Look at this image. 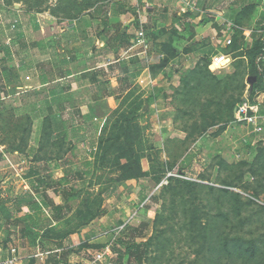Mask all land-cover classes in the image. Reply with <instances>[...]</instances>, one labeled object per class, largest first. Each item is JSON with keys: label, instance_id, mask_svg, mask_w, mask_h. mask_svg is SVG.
I'll return each mask as SVG.
<instances>
[{"label": "rangeland", "instance_id": "rangeland-1", "mask_svg": "<svg viewBox=\"0 0 264 264\" xmlns=\"http://www.w3.org/2000/svg\"><path fill=\"white\" fill-rule=\"evenodd\" d=\"M144 1L154 8L109 0L106 11L118 9L120 16H110L107 27L105 15H93L95 0L0 4V22L20 6V14L5 19L13 60H0L7 69L0 75V207L13 215L7 221L0 212V264H138L131 248L142 264H264V131L252 135L233 122L244 99L261 103L264 112L256 72L263 34L254 32L239 52L243 39H233L230 55L240 57L227 69L185 63L176 54V46L187 49L175 45L174 25L182 0ZM51 16L79 21L71 45L67 38L55 43ZM15 20L30 27L25 47L8 28ZM141 27L152 47L150 69L122 93L120 74L108 62L137 59L129 48ZM38 42L43 48L33 47ZM72 55L77 61L63 65ZM88 70L101 72V89L82 78ZM60 87L73 98L59 113L81 130L69 126L56 138L49 118H32L31 107ZM43 169L65 190H32L37 177L29 172ZM26 193L66 207L60 218L43 210L36 238L22 236L26 222L15 210Z\"/></svg>", "mask_w": 264, "mask_h": 264}, {"label": "crops", "instance_id": "crops-1", "mask_svg": "<svg viewBox=\"0 0 264 264\" xmlns=\"http://www.w3.org/2000/svg\"><path fill=\"white\" fill-rule=\"evenodd\" d=\"M56 3H59L58 0H56ZM0 4L5 6L6 0H0ZM17 7L20 6L15 5L14 8L17 10V12L15 11L16 13L6 10L4 17L12 19L11 17H14L15 14H20ZM60 8L61 5H57L54 7V12L58 13L60 10H55ZM177 14L178 18L175 19L174 25L178 31L176 39L179 40L178 43L175 42V45H183V48H186L187 52H182V50L176 46V54L180 57L181 61L185 63H200V66H202L204 61H209L211 63L209 65L211 70H216L217 65L227 69L229 63L238 59L236 58V55H230L231 46H228V40L231 39L233 43V39H235V37L242 38L243 44L241 50H245L250 44L249 37L254 32L261 33L264 37V0H192L191 2L182 0V6L179 8ZM16 16L21 17V15ZM51 18L55 23L52 27L53 32L56 34L55 43L67 38L68 40L66 43L71 45L72 35L77 33L80 29L79 21L77 20L74 22L64 23L62 19L57 17L51 16ZM11 22H18L21 27V31L24 34L23 40L15 39L17 43H21L22 45L29 44L27 31H29L30 27L25 26L22 21L20 22L15 20ZM1 24L3 25V23ZM3 26L5 27V24ZM39 27L38 23L35 25L34 30H39ZM2 38H4V43L10 46L13 50L14 44H11L6 32L3 34ZM262 41H264V38H262ZM40 45L43 46L42 43H40ZM55 58L56 57L53 59ZM259 58V64L256 72L257 76L262 78V82L259 85L263 87L264 55ZM81 60L78 59V61ZM66 61L67 64L71 66L77 61V57L76 55H72L67 57ZM227 61L229 62L227 63ZM223 62H226V64L222 65ZM111 64L113 63L108 62V65ZM55 65H57V62ZM101 68H103V65L101 67H97L96 69L100 70ZM148 70L149 69L145 71L148 72ZM90 71L91 70H88V72ZM70 77L71 76H69V78ZM34 78L37 80L40 78V75H37ZM262 97H264V94H262Z\"/></svg>", "mask_w": 264, "mask_h": 264}, {"label": "trees", "instance_id": "trees-1", "mask_svg": "<svg viewBox=\"0 0 264 264\" xmlns=\"http://www.w3.org/2000/svg\"><path fill=\"white\" fill-rule=\"evenodd\" d=\"M95 1L96 3H93V5H91V8L93 10V15H105L104 18L106 20L103 21L104 26L106 27L108 26V20L110 16H113V17L120 16V14H118L116 11L118 9H112L111 12L106 11V7L110 5L109 0H95ZM5 19L6 18L3 16L0 22V37H2L3 34L6 32L5 27L3 26L5 24ZM71 22H74V20H72ZM1 23H3V25ZM13 25L15 26L14 29H13ZM8 28L9 30L16 32L15 34H16L17 40H23L24 34L22 33L21 27L18 24V22H14V23L12 22ZM236 38L238 37H235V40ZM23 47H25V45H23ZM33 47L43 48V46L40 45V43L34 44ZM231 50L235 52V50L233 49ZM240 50L241 48L236 52H239ZM12 56H13L12 48L6 45L4 42L0 41V60L11 62L13 60ZM237 57H240V56H237ZM62 64L63 65L67 64V61L64 60ZM109 69L118 70L120 75L117 81L122 87V93H126L132 86L131 81L139 78L143 71L150 69V65H149V61H147L146 59L142 57H137V59L131 62L116 61L115 63L109 66ZM6 70L7 69L4 68V71ZM4 71L0 66V75ZM68 74L71 75L70 73ZM82 78L85 80H88V84L96 86L97 89H101L106 84L105 81H102L103 78L101 77V72H97V71L88 72L85 75H83ZM40 80H41L42 86L47 84L48 82L45 75H42L40 77ZM70 92L71 91H67L65 90V88H62V87L58 89H54L48 95V97L42 101L41 105H33L31 107V110H32L31 112L34 115V117L32 118H37V119L47 118V117L49 118L50 122L52 123L53 132L55 133L56 138H62L66 136L67 133L69 132V126L71 127L70 128L71 131L77 132L81 130V128L76 127L75 125L73 126L69 125L68 122L64 120L62 115L59 113L61 110H63V104L73 98V95ZM3 94L4 93L2 92V89L0 88V98H2ZM261 113L262 115H264V112H261ZM85 120L86 121L92 120V116L90 113L88 114V116L85 117ZM233 122H234V119H233ZM79 139H83V137H79ZM187 159L188 157H186L184 160V166L186 165ZM91 166H92V162L90 161L87 163V167L89 169L86 173H84L86 177L91 175ZM42 171H46V170L45 169L31 170L29 172V177H37L36 182L35 181L31 182L32 190H35L38 193H40L41 191H44V193H46L53 188H58L55 190L57 192H59V190H62V191L65 190L61 188L62 183L60 181H55L51 175H47L43 173ZM80 177L81 179H83L82 176ZM35 185H37V187ZM45 208L49 210L51 215H53L56 218H60L61 216L64 215V211L66 207H64V205H61V204L54 205L53 203H48L45 201L40 203L36 201V198L32 196L30 193H26L25 195L18 197L16 199L15 201L16 213L19 216H22L23 221L26 222L25 228L21 230L22 236L26 237L27 232L32 234L34 238L38 236L35 230L38 226L37 222L41 221V216ZM0 212L3 214L4 218L7 219V221H10L13 217L10 209L5 205H2L0 207ZM142 226L143 225H141V227ZM141 227H139L138 229H131L126 226L124 228V231L132 230L133 232L137 233L138 231H140ZM128 253L136 257L138 264H142V256L137 254L138 253L137 250L133 251V249L131 248ZM56 264H59V263L56 261Z\"/></svg>", "mask_w": 264, "mask_h": 264}, {"label": "built area", "instance_id": "built-area-1", "mask_svg": "<svg viewBox=\"0 0 264 264\" xmlns=\"http://www.w3.org/2000/svg\"><path fill=\"white\" fill-rule=\"evenodd\" d=\"M142 1L143 4H145L143 10L153 9V4L144 0H137V5L140 6ZM139 6H137V9ZM137 12L140 15L139 9ZM2 17L3 16H1V19ZM14 28L15 26L13 25V29ZM227 44L228 46H231L232 40H228ZM129 52H133L134 57H142L149 61V56L152 53V47L143 27H141L135 39H133ZM261 112V103H252L249 99H244L236 108L234 114V124L245 126L252 135H261L264 131V115H262ZM106 254H109V250ZM103 257L104 255H98L96 260H101Z\"/></svg>", "mask_w": 264, "mask_h": 264}]
</instances>
